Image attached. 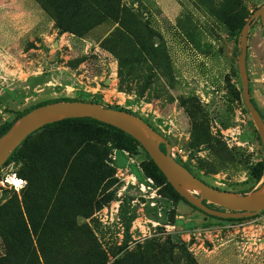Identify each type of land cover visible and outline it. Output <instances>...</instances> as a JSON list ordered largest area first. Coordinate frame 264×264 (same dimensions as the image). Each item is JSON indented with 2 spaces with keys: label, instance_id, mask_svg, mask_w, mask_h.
I'll list each match as a JSON object with an SVG mask.
<instances>
[{
  "label": "rangeland",
  "instance_id": "rangeland-1",
  "mask_svg": "<svg viewBox=\"0 0 264 264\" xmlns=\"http://www.w3.org/2000/svg\"><path fill=\"white\" fill-rule=\"evenodd\" d=\"M262 5L121 0L122 23L88 8L75 23L78 30L94 26L81 35L59 27L40 0H0V134L40 104L99 100L149 122L208 184L253 192L264 183V147L245 107L238 46L240 28ZM247 68L264 118L261 19L249 30ZM120 144L116 131L90 122L37 131L8 163L27 187L4 191L0 212L14 205L27 221L29 213L43 224L75 218V228L59 223L45 231L41 246L51 264H264V209L233 220L209 215L153 176L142 148ZM32 243L46 264L35 235ZM8 244L0 235V264L10 256ZM90 248L92 257L78 253Z\"/></svg>",
  "mask_w": 264,
  "mask_h": 264
},
{
  "label": "water",
  "instance_id": "water-1",
  "mask_svg": "<svg viewBox=\"0 0 264 264\" xmlns=\"http://www.w3.org/2000/svg\"><path fill=\"white\" fill-rule=\"evenodd\" d=\"M261 19L264 31V5L256 9L244 24L239 38L238 68L245 107L251 114L264 147V118L252 102L247 68L248 37L251 25ZM89 117L107 123L131 135L144 147L173 188L190 204L205 213L224 219L254 217L264 209V183L253 192L241 194L214 187L177 161L166 137L141 116L125 109L83 100H60L38 106L18 118L0 137V169L16 149L34 132L48 124L71 118ZM166 145V150L162 149ZM216 204L222 209L205 203Z\"/></svg>",
  "mask_w": 264,
  "mask_h": 264
},
{
  "label": "trees",
  "instance_id": "trees-1",
  "mask_svg": "<svg viewBox=\"0 0 264 264\" xmlns=\"http://www.w3.org/2000/svg\"><path fill=\"white\" fill-rule=\"evenodd\" d=\"M40 3H42L48 10L52 11L55 14V18L57 20V24L59 25V27H65L66 30H68V31L74 30L75 33L81 34V35L86 32L87 28L90 29L91 27L94 26V23H92V25L88 26L86 29L78 30L80 26H79V24H76L75 21H76V18L78 17V15L80 13H82L85 9H88V8L93 9L96 7L97 9H99L104 14L111 13L110 16H112L114 18V20H118L120 23H122L123 17L125 15V14H123V11H122L123 9L121 7V0H40ZM63 15H65V17L70 20L69 24H67L68 26L64 25L67 20H64ZM81 18H82V16L78 18V20H77L78 23H79V20ZM61 20H62V22H61ZM243 26L240 28V32H241ZM250 91H251V89H250ZM57 101H60V100H57ZM53 102H55V101H53ZM92 102L101 103V101H99V100H94ZM252 102L254 103L253 99H252ZM47 103H51V102H47ZM47 103H44V104H47ZM41 105H43V104H40L38 106H41ZM254 105H255V103H254ZM38 106H36V107H38ZM105 106L112 108L109 105H105ZM115 109H117V108H115ZM31 110H29V111H31ZM29 111H27V112H29ZM27 112L20 114L13 122H11L7 126V128L0 135L3 136V134H5L11 128V126L14 124V122L18 118H20L22 115L26 114ZM72 122L96 123V124L108 127L110 129L116 131L121 137L120 147L123 149L129 150L130 152L136 151L137 148H139V147L142 148L145 151V157L148 160V163L151 167V170L154 171V172H152V175L155 176V172H156V174L162 176L163 179L166 181L167 185L179 197H181L183 200H185L173 188V186L169 183L165 174L160 170V168L157 166V164L154 162V160L149 156L148 152L139 143V141H137L135 138H133L131 135L124 132L123 130L118 129L117 127H114L112 125L98 121V120L93 119V118L84 117V118L65 119L62 121H58V122H55L52 124L45 125L41 129H45V128H48L51 126H67ZM36 132H34L30 136H28V138L22 143V145L25 144L32 137V135L36 134ZM18 149H16L14 151V153L11 155V157L8 159V161L4 164V166L9 165L8 163L15 156V153L18 151ZM162 149L166 150V145H162ZM97 154L100 155L101 153L98 152ZM74 155H72V156H74ZM81 155L82 154H80V152L75 155V159H76L75 162H77V165L79 164L78 162H79V158L81 157ZM172 156L177 161H178V159H180L179 158L180 155L177 152V150L175 149V147H172ZM68 158L69 157L66 156V159H68ZM43 159H46V157L44 156ZM46 162H47V160H46ZM188 169L190 171H192L190 168H188ZM19 175L23 176L21 171H19ZM263 175H264V161L260 162V176L263 177ZM205 203L208 204V206H210L212 208L222 209L219 206H216L215 204L208 203L207 201H205ZM25 205H26V209L29 210V205L27 202L25 203ZM3 208H4V212L3 213L0 212V235H2V237L9 243L8 244V246H9L8 255H10V256L6 257L2 261V264H28L27 261L25 262L22 259V258H26V255H28V253L34 257L33 258L34 260H32V262L29 264H42V262L40 260L39 253H38V249L32 243L33 242V235H35L37 240H38L39 251L45 257V261H47L46 257L48 255H50V252H48V251L45 252L44 248L41 246L42 245L41 241H42L43 237L45 236V234L47 233L45 231L50 226H55V224L58 225L59 223L63 224V225L68 224L69 226H73L74 228L76 227L75 218L69 217L67 215H64V216L59 217V218H53V219L48 218L47 220L45 219L46 221L43 224L42 221L44 218L38 219L34 216H31L29 213H28V221H27L23 217V213L19 212L18 211L19 209L14 205H6ZM17 219L22 221V223H23L22 227H16L14 225V221H16ZM1 220H3V221L1 222ZM230 220H233V219H230ZM68 229H70V228H68ZM20 251H23V252L20 253ZM94 251H95L94 248H90L87 250L83 249L82 251H79L78 253H81V255H85L89 258V257L93 256L92 253ZM124 261H125V259H121V262H119L117 264H123ZM105 263L106 262H96V263H90V264H105ZM46 264H51V263L49 261H47ZM72 264H75V263L73 262ZM114 264H116V263H114Z\"/></svg>",
  "mask_w": 264,
  "mask_h": 264
},
{
  "label": "built area",
  "instance_id": "built-area-1",
  "mask_svg": "<svg viewBox=\"0 0 264 264\" xmlns=\"http://www.w3.org/2000/svg\"><path fill=\"white\" fill-rule=\"evenodd\" d=\"M28 181L19 175V171L12 165H3L0 169V197L6 190L20 192L27 187Z\"/></svg>",
  "mask_w": 264,
  "mask_h": 264
}]
</instances>
